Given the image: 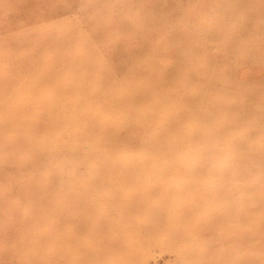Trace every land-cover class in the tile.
Masks as SVG:
<instances>
[{"label": "rangeland", "instance_id": "obj_1", "mask_svg": "<svg viewBox=\"0 0 264 264\" xmlns=\"http://www.w3.org/2000/svg\"><path fill=\"white\" fill-rule=\"evenodd\" d=\"M155 45H158V52L153 51ZM101 60L112 63L113 69L102 73L98 65L91 66L87 71L82 68V64L93 65L101 63ZM145 65H156L151 76V87L143 85L146 83L144 79L149 77V71L143 68ZM166 65L175 66L177 76L170 78L164 70ZM192 67L209 79L198 88V92L205 95L208 104L219 105L218 118L214 121L210 111H206V104L193 101L196 80L191 78H200L201 73L196 70V74ZM123 86H128V89L122 90ZM116 92L123 93L110 100L105 98ZM154 101L158 103L157 111L170 108V114L155 115L151 119L138 118V113L146 112L151 102L156 105ZM52 102L58 104L56 108L49 105ZM14 111L13 118L18 119L13 122L16 145L22 140L19 121L29 128L32 137L42 135L46 139L44 141L55 144L58 135L65 134L52 130L62 127L61 123L55 125L54 117L66 111L76 112L77 115L86 112L93 117L102 116L105 122L101 125L103 127L121 118L122 123L115 124L119 135L110 131L87 130L88 133L103 136L108 145L119 146L120 154L143 153L145 149L137 141L140 136L153 135L150 137L165 141L171 121L178 122L180 127L200 128L211 124L216 129L224 125L219 135L211 136L212 133L207 130L201 139L197 138L195 155L205 148L214 150L225 142L226 137L236 132H244L245 138L249 136L254 140H262L264 0H0V124L5 123V118L13 115ZM251 111L257 114L252 115ZM22 113L26 117L24 121H21ZM126 114L130 117L123 120ZM76 119L79 117L76 116ZM249 126L255 128L250 135L247 132ZM75 136L69 135L67 142L76 143ZM175 137L179 139L181 131ZM77 139L79 149L88 151L86 136ZM224 146L228 145L224 143ZM235 151H238L237 147ZM43 152L40 157L47 158ZM27 153L29 157L23 159L22 149L16 147L12 161V168L17 169L16 174L10 176L7 172H0L1 190L3 186L12 187L10 194L0 190V197L23 196V179L29 180L33 174L46 179L45 176L50 175L56 166L48 160L38 166L35 163L36 152L30 150ZM210 155L216 161L222 160L220 154ZM104 156L101 154L100 158ZM216 161L202 162L204 167L200 171L210 169V165ZM77 162H62L58 166L60 169L71 166L77 174L85 175L86 165H77ZM244 165H247V161ZM21 166L27 167L25 173ZM257 168L256 172L253 171L251 181L247 180V176L243 181H247V184L251 182L249 186L253 190L248 195L257 197L259 193L263 199H256L264 203V157ZM231 169L242 171L237 167ZM111 171L112 179H121L126 168ZM166 172L173 173L175 169L169 168ZM48 178L56 184L61 180L53 176ZM236 179L237 183L241 181L240 178ZM146 181L149 185L156 184L157 190L151 193L145 208L156 209L163 203L180 205V193L176 187L181 181L177 177L167 174L160 177L149 168ZM65 183L58 191L63 188L68 193L66 197L70 205H79L78 199L82 195L85 202L81 205L82 213L92 218L93 208L87 196L92 188L89 185L76 186L71 180ZM103 186L100 184L99 188ZM160 189L178 197L170 200L166 197L168 195L160 194ZM229 189L228 192L223 186L213 199L207 198L211 201L209 205L221 207L226 201L234 200L238 196L237 189ZM130 192L127 185L119 191L120 194ZM107 203H110L109 200H105V207ZM199 204L207 207L204 199ZM42 206L39 204L37 207ZM120 206L129 215L128 209L131 207ZM13 207L16 205L10 202L3 207L4 212H0V229L5 228L0 230L1 251H9L17 243L19 211H12ZM133 208L142 212L141 208ZM211 209L218 212V209ZM105 210L101 208L99 213ZM227 218L233 227L229 236L215 235L216 244L222 242L224 250L219 257L213 253L214 258L219 260L222 257V260L228 261L230 255L244 251L245 240L249 255L259 253L257 249L261 244L257 237L250 238L247 234L246 239V232L251 229L255 233L260 230L264 232V215L232 212L231 217ZM39 220V224L42 223L39 227L42 240L37 246L26 247L19 255L16 254L14 261L0 259V264H47L50 259H57L63 253H66L65 256L57 264H107L114 252H122L119 257H123L127 264H182L179 246L174 244L178 238H184L178 230L169 243L165 241L167 235L156 237L157 229L147 227L141 235L151 237L142 242L151 244L140 257L127 259L123 241H132V233L120 226L119 221H95L90 229L85 228L90 237L89 245L73 242L76 251H71L72 244L59 249H54L53 244L51 248L48 247L50 223L40 217ZM236 231L240 232L239 239ZM188 241L182 244L184 248ZM48 253H55V257L49 258L46 256ZM83 254H88L89 258Z\"/></svg>", "mask_w": 264, "mask_h": 264}, {"label": "bare ground", "instance_id": "obj_2", "mask_svg": "<svg viewBox=\"0 0 264 264\" xmlns=\"http://www.w3.org/2000/svg\"><path fill=\"white\" fill-rule=\"evenodd\" d=\"M68 38L72 39V36ZM63 41L70 42L66 39ZM154 49V52H158V45H155ZM93 56L98 58V56ZM95 65L99 66V70L102 73L109 72L113 69V64L105 61L93 65L82 64V68L87 71L91 66ZM155 66H143V68L149 71V77L144 79L146 83L143 84L146 87H151L153 84L151 76L154 73ZM121 67L122 64H120L119 68ZM175 69L176 67L173 65H166L164 67L166 74L170 78L177 76L178 73H176ZM192 69L196 74L197 71L200 72L197 68L192 67ZM208 71L211 73V70ZM191 79L196 80L193 101L206 104V111H210V116L212 121H214L215 118H218L219 105L208 104L205 95L198 92V88L207 83L209 79L203 73H201L200 78L195 76ZM171 80L173 81L174 79ZM121 89L126 90L128 86H123ZM122 93L116 92L105 96V98L110 100L113 96L121 95ZM154 102L156 105L151 102L146 112L138 113V118L151 119L155 115L163 116L170 114V108L157 111L158 103L157 101ZM49 105L56 108L58 104L52 102ZM14 110L18 113L15 107ZM15 111L13 115L5 118V123L0 124V172H7L10 176L11 174H16L17 169L12 168L14 167L12 161L15 157L16 147L22 149V153L24 154L23 159L29 157L27 151L32 150L34 153L36 152L34 154L36 157L35 163L38 166L45 160L53 164L55 163L56 166L50 171V175L45 176L46 179H42V176L36 174H33L29 180L23 179L24 188L21 190L23 196L0 197V212H4L3 207L10 202L16 205L11 210L14 212L19 211V220L18 224H16V233L18 234L17 243L9 251H1L2 249H0V259L14 261L13 258L16 254L23 251L26 247L35 248L37 246L39 241L42 240L39 231V227L42 225V223L39 224L41 221L39 220L40 217L50 223L47 241L49 242L48 247L51 248L53 244L54 249L69 247L72 244L70 250L76 251L73 242L89 245L90 237L85 228L90 229V225L95 224V221L114 220L119 221L120 226L132 233V237L130 238L132 241L127 239L123 241L126 246L125 255L127 259L145 253L146 247L151 243L145 244L142 240L149 239L151 236L147 235L144 237L141 233L149 227L151 229H157L155 232L156 237H160L161 234L167 235L165 241L169 243L173 241L175 232L178 230L180 236L184 238H178L174 241V244L177 247L179 246V257L181 258L182 264H264V232L262 230L258 233H255L253 229L247 231L248 233L246 232V239L247 234L250 238L257 237L258 242L261 244L257 249L260 251L259 253L249 255L247 253V245L245 244L247 240H245L243 241L246 247L244 251H238L230 255L228 261L222 260V257L217 260L213 255L215 253L219 257L223 254V243L218 242L216 244L215 235L220 237H225V235L229 236L233 225L228 221L227 217H231L232 212L236 214L240 212L242 214L244 212H254L255 216L259 213L264 215V203L256 199L257 197L263 199V197L259 193L257 197L249 196L248 194L253 190L249 186L251 182L247 184V181H243L245 176H247V180L249 179L251 181L254 176L253 171L256 172L259 161L261 160L262 162L264 157V138L262 140H254L249 136L245 138L244 132H236L225 138L224 143L228 146L223 147L224 143H222L217 145L214 150L205 148L198 155H195L194 145L197 138L201 139L204 136L203 133L207 130L212 133L211 136L213 134L219 135L222 133L224 125L216 129L211 124L207 127L200 128L195 126L180 127L178 122L171 121L168 124L167 134L165 133L167 136L165 141L150 137L153 135L146 137L140 136L137 141L145 149L143 153L135 155L128 153L120 154L119 146L108 145L103 136L96 133H88L87 130L110 131L114 135H119L116 125L117 122H119V125L122 123L121 118L103 127L101 125H104L105 122L102 116L97 115L93 117L86 112L77 115L76 112L66 111L63 115L57 114L54 117L55 125L61 123L62 127H54L52 130L65 134L63 136L59 134V138L56 139L55 144L50 145L49 140L44 141L46 139L42 135L32 137L28 132L29 128L23 126L19 121L22 140L16 145L15 139L17 138L14 135L13 122L15 123V120L18 119H16L17 117L13 118ZM98 112L100 113V111ZM251 114L256 115L257 112L251 111ZM22 115L21 121H24L26 117L23 113ZM76 116L79 119H76ZM129 117L126 114L123 120H127ZM218 123L219 121L216 124ZM254 129L251 126L247 127L248 134L250 135ZM179 131H181V137L178 139L175 135ZM72 134H76L74 138L76 143L69 144L67 140L69 135ZM79 136H86L88 151L79 149V140L77 139ZM236 147L238 151H235ZM44 150L46 152H43ZM41 152L47 158H41ZM212 153L220 154L222 160L217 159L216 161L211 158L210 154ZM101 154L105 156L100 158ZM88 158L91 160H86ZM75 160H78L77 165H86L87 173L85 175L81 176L77 174L74 167L65 166L63 169H60L58 166L62 162H70L73 164ZM212 160L216 162L210 165V169L200 171V168L204 167L201 165L202 162L209 163ZM246 161L247 165H244ZM236 164L240 165L236 166ZM231 167H237L242 171H234ZM20 168L24 173L27 171V167L25 166H21ZM125 168L126 173L123 178L112 179L110 177L112 169L113 171H118V169ZM149 168L158 176L160 175V177L166 174L167 176L174 175L181 181L176 187L180 193V205L176 206L172 203L167 205L163 203L161 207L151 210L144 207L149 202L151 193L157 190L156 184L149 185L146 181ZM169 168L170 170L175 169V172L167 173L166 171H169ZM179 169L182 170L179 172ZM50 176H53V178L59 177L61 180L58 182L60 183H54L51 180L52 177L48 178ZM236 177L240 178L241 181L239 183H237ZM39 178L41 181H39ZM70 180L76 183V186L86 187L89 185L92 188V192L87 195L89 205L93 208L91 211L93 213L92 218L88 214L82 213L81 205L85 203L82 200V195L78 199L79 205H70L66 197L68 193L63 188L58 191L60 187L65 186V182ZM2 183H5V181ZM100 184H104V186L99 188ZM125 185L129 187L131 192L128 194H120L119 191ZM223 186L228 192L230 191L229 187L231 190L236 188L238 196L234 200L226 201L221 207L209 205L211 201L207 198L213 199L223 189ZM3 188L2 190L0 188V190L4 194H10L12 192V187L3 186ZM160 194L168 195L166 197H169L170 200L178 197V195H169L170 193L164 192L161 189ZM201 199H204L207 207L199 204ZM31 200L32 203L30 202ZM105 200H109L110 202L107 203V207L104 206ZM39 204L43 205L42 208L37 207ZM121 204L124 205L122 208L131 207L128 209L129 215L120 209ZM133 207L141 208L142 212L136 211ZM210 207L218 209V212L216 213ZM101 208H105L106 210L99 213ZM0 230H5V228L1 227ZM236 232L239 239L240 232ZM1 235L0 241L2 238ZM188 239L189 241L185 244L186 246L184 248L182 244ZM65 254L59 255L57 259H50L47 264H57L59 262L58 260H62ZM122 254V252H114V255L109 257L110 259L107 264H127V261L123 257H119ZM46 256L52 258L55 257V253H48ZM84 260L87 263L89 262L87 259Z\"/></svg>", "mask_w": 264, "mask_h": 264}]
</instances>
